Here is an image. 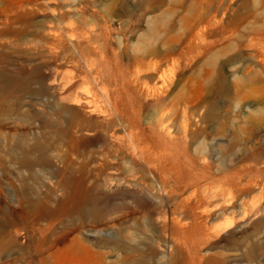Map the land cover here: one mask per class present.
Masks as SVG:
<instances>
[{
    "label": "rangeland",
    "instance_id": "374dc122",
    "mask_svg": "<svg viewBox=\"0 0 264 264\" xmlns=\"http://www.w3.org/2000/svg\"><path fill=\"white\" fill-rule=\"evenodd\" d=\"M0 264H264V0H0Z\"/></svg>",
    "mask_w": 264,
    "mask_h": 264
},
{
    "label": "bare ground",
    "instance_id": "6f19581e",
    "mask_svg": "<svg viewBox=\"0 0 264 264\" xmlns=\"http://www.w3.org/2000/svg\"><path fill=\"white\" fill-rule=\"evenodd\" d=\"M109 93V92H108ZM84 95L82 96V100L84 103H88V100H87V95L86 93H83ZM79 96V95H78ZM79 98V97H77ZM108 98V97H107ZM108 100L110 101V99L108 98ZM77 101V100H76ZM78 102V101H77ZM79 103V102H78ZM81 103V102H80ZM87 254V253H86ZM69 262V261H68Z\"/></svg>",
    "mask_w": 264,
    "mask_h": 264
}]
</instances>
